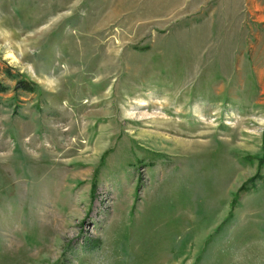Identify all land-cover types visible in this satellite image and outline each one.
<instances>
[{"label": "rangeland", "instance_id": "rangeland-1", "mask_svg": "<svg viewBox=\"0 0 264 264\" xmlns=\"http://www.w3.org/2000/svg\"><path fill=\"white\" fill-rule=\"evenodd\" d=\"M1 86L0 264H264V0H0Z\"/></svg>", "mask_w": 264, "mask_h": 264}, {"label": "trees", "instance_id": "trees-1", "mask_svg": "<svg viewBox=\"0 0 264 264\" xmlns=\"http://www.w3.org/2000/svg\"><path fill=\"white\" fill-rule=\"evenodd\" d=\"M9 78L13 80L15 79V89L20 88L21 90L29 93L34 92L37 89L34 82L18 78L17 75H9ZM5 89L6 87L4 86L0 87V91H4Z\"/></svg>", "mask_w": 264, "mask_h": 264}]
</instances>
